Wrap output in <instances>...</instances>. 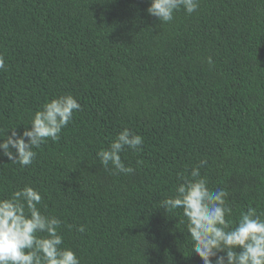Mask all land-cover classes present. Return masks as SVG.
Instances as JSON below:
<instances>
[{
    "label": "trees",
    "instance_id": "16d2710c",
    "mask_svg": "<svg viewBox=\"0 0 264 264\" xmlns=\"http://www.w3.org/2000/svg\"><path fill=\"white\" fill-rule=\"evenodd\" d=\"M149 6L0 0V137L53 98L81 105L32 165L0 155V199L37 189L80 264H202L182 209L161 207L195 166L228 193L233 227L264 212V0H200L166 24ZM125 128L144 139L120 154L127 175L97 157Z\"/></svg>",
    "mask_w": 264,
    "mask_h": 264
},
{
    "label": "clouds",
    "instance_id": "9594fccd",
    "mask_svg": "<svg viewBox=\"0 0 264 264\" xmlns=\"http://www.w3.org/2000/svg\"><path fill=\"white\" fill-rule=\"evenodd\" d=\"M199 4L200 0H150L146 11L166 24L181 8L191 15ZM208 62L212 63L210 57ZM0 71H6L2 54ZM80 110V103L71 94L51 99L35 112L31 127H25L22 134L12 128L11 135L8 131L6 137H0V155L21 168L32 165L37 155L33 149L49 139L57 142ZM143 143L141 135L125 128L97 157L103 167L131 174L134 169L125 165L120 154L126 148L140 151ZM190 177H181L184 182L177 185L174 196L163 200L161 207L166 211L182 209L195 256L200 257L202 264H264V212L250 207L240 213L233 227L228 193L220 188L210 190L198 166L191 169ZM42 200L40 192L30 185L14 191L11 198L0 199V264H80L72 249L61 247L62 222L41 212L38 205ZM76 230L86 231L83 225Z\"/></svg>",
    "mask_w": 264,
    "mask_h": 264
}]
</instances>
